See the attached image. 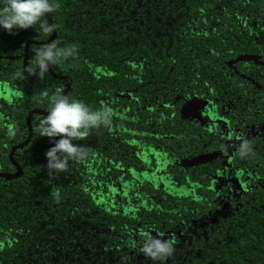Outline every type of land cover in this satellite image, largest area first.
Segmentation results:
<instances>
[{"label": "trees", "instance_id": "16d2710c", "mask_svg": "<svg viewBox=\"0 0 264 264\" xmlns=\"http://www.w3.org/2000/svg\"><path fill=\"white\" fill-rule=\"evenodd\" d=\"M56 3L51 43L76 52L51 69L71 80L69 99L108 107L112 123L74 141L87 157L50 176L52 145L35 131L45 115L31 116L13 153L20 176L0 177V264H160L139 251L147 234L172 242L163 264H264V0ZM50 36L0 30L1 173L16 172L9 153L28 137L27 114L47 111L41 93L66 87L49 73L15 76L25 42ZM195 97L201 118L181 119Z\"/></svg>", "mask_w": 264, "mask_h": 264}, {"label": "clouds", "instance_id": "9594fccd", "mask_svg": "<svg viewBox=\"0 0 264 264\" xmlns=\"http://www.w3.org/2000/svg\"><path fill=\"white\" fill-rule=\"evenodd\" d=\"M58 7L56 0H0V30L12 33L13 29L23 30L38 25L43 34L49 35L55 25L48 23L44 17ZM75 52L74 47L60 46L58 43L37 47L33 60L38 69L36 75L43 78L51 66L74 56ZM15 76L23 78V73L18 71ZM41 96L47 97V114L38 120L35 131L38 136L47 137L52 145L44 153L45 168L52 176L66 171L70 161H80L87 157L88 148L73 142L84 141L93 129L111 126L112 111L106 106L92 110L83 101L69 99L61 92L49 95L45 91ZM219 150L226 153L228 149L226 145H221ZM251 154L250 142L242 138L237 147V156L243 159ZM53 196L58 198L57 193H53ZM139 251L153 262L163 264L171 258L174 248L170 240L147 234L140 242Z\"/></svg>", "mask_w": 264, "mask_h": 264}, {"label": "water", "instance_id": "95a60500", "mask_svg": "<svg viewBox=\"0 0 264 264\" xmlns=\"http://www.w3.org/2000/svg\"><path fill=\"white\" fill-rule=\"evenodd\" d=\"M45 19L48 23L52 24L50 21V18L48 16V14H45ZM56 37V32L55 30L51 33V36L46 39L45 41H34V40H27L24 44V53H23V59H22V71H23V76L25 79H30L32 77H34L36 75V71L38 69H35L31 72L32 74L29 75L26 70V62H27V58H28V48L30 45H37V46H43L46 44L51 43L54 38ZM48 73L56 78V79H62L65 81L66 83V87L65 89L62 91V94L66 95L67 92L69 91L70 87H71V80L67 77V76H62V75H56L53 73L51 67L48 70ZM206 106V101L200 98H192L189 102H187L186 104H184L181 108H180V117L181 119L185 120V119H189V118H201V114H200V110H202L204 107ZM41 114V115H46L47 111L44 110H40V109H34L32 111H30L27 114V127H28V137L26 138V140L18 145H15L14 147H12V149L10 150L9 153V159L11 161V163L16 167V172L15 173H1L0 172V177L1 178H5V179H15L18 178L21 174V168L20 166L14 161L13 159V153L16 149L26 145L31 136H32V126L30 123V118L33 114ZM214 156V153H209V154H201V155H197L195 157H191L189 159H185L183 161V164L187 167L190 166H195L201 163H205L210 161Z\"/></svg>", "mask_w": 264, "mask_h": 264}, {"label": "rangeland", "instance_id": "374dc122", "mask_svg": "<svg viewBox=\"0 0 264 264\" xmlns=\"http://www.w3.org/2000/svg\"><path fill=\"white\" fill-rule=\"evenodd\" d=\"M203 113V112H202ZM160 163H163V162H166V159H164V158H159V160H158Z\"/></svg>", "mask_w": 264, "mask_h": 264}, {"label": "flooded vegetation", "instance_id": "af4514ba", "mask_svg": "<svg viewBox=\"0 0 264 264\" xmlns=\"http://www.w3.org/2000/svg\"><path fill=\"white\" fill-rule=\"evenodd\" d=\"M203 110V109H202ZM201 111V110H200ZM201 114V113H200Z\"/></svg>", "mask_w": 264, "mask_h": 264}]
</instances>
